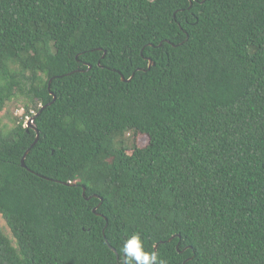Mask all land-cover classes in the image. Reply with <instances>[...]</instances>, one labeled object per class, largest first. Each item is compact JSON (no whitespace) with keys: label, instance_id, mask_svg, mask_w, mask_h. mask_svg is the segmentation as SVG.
Returning a JSON list of instances; mask_svg holds the SVG:
<instances>
[{"label":"trees","instance_id":"obj_1","mask_svg":"<svg viewBox=\"0 0 264 264\" xmlns=\"http://www.w3.org/2000/svg\"><path fill=\"white\" fill-rule=\"evenodd\" d=\"M22 96L0 264H122L133 234L264 264V0H0V112Z\"/></svg>","mask_w":264,"mask_h":264},{"label":"clouds","instance_id":"obj_2","mask_svg":"<svg viewBox=\"0 0 264 264\" xmlns=\"http://www.w3.org/2000/svg\"><path fill=\"white\" fill-rule=\"evenodd\" d=\"M122 264H165L159 260L155 252L148 253L144 251L143 243L139 234L131 235L123 244Z\"/></svg>","mask_w":264,"mask_h":264},{"label":"rangeland","instance_id":"obj_3","mask_svg":"<svg viewBox=\"0 0 264 264\" xmlns=\"http://www.w3.org/2000/svg\"><path fill=\"white\" fill-rule=\"evenodd\" d=\"M27 100L28 99L25 96L19 97L18 99H14L11 103L8 104L4 111L0 112V129L4 128L6 125H12L13 120L23 114V106ZM0 224L6 231V233L11 236L10 230L8 229L7 224L3 220L1 215Z\"/></svg>","mask_w":264,"mask_h":264},{"label":"water","instance_id":"obj_4","mask_svg":"<svg viewBox=\"0 0 264 264\" xmlns=\"http://www.w3.org/2000/svg\"><path fill=\"white\" fill-rule=\"evenodd\" d=\"M105 54H106V52H105ZM100 65V64H99ZM156 65V63L155 62H153L151 59H149V66H148V69H151L152 67H154ZM92 68V66L91 65H89V69H91ZM120 75H121V78H122V80L124 81V82H129V81H131L132 80V78L134 77V76H132L130 79H126L121 73H119ZM51 82H52V80L50 81V84H51ZM49 87H50V85H49ZM52 95H53V101L52 102H50V103H48L45 107H43V109L44 108H46L47 106H51L55 101H56V96L52 93ZM41 112V111H40ZM39 112V113H40ZM39 113L37 114V115H35V116H38L39 115ZM34 118H32V119H29L28 120V123H27V127L28 128H31V129H34V126H33V123H34ZM38 140H39V134H37V138H36V141H35V143L32 145V147H34V145L38 142ZM31 147V148H32ZM30 152V150H28L27 152H26V154H25V156L23 157V160H22V166L23 167H25L26 168V164H25V160H26V157H27V155H28V153ZM84 196H86V188L84 187ZM91 199V197H89V198H87V200H90ZM96 211H97V209H94L93 210V212L94 213H96ZM157 247L158 246H156V250H157ZM115 251V250H114Z\"/></svg>","mask_w":264,"mask_h":264}]
</instances>
